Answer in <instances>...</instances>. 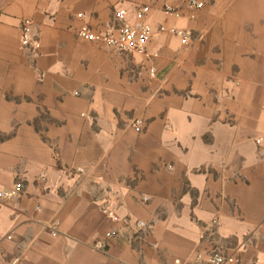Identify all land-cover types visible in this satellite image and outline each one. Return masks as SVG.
<instances>
[{"label":"crops","instance_id":"obj_1","mask_svg":"<svg viewBox=\"0 0 264 264\" xmlns=\"http://www.w3.org/2000/svg\"><path fill=\"white\" fill-rule=\"evenodd\" d=\"M186 1L0 0V264H264V0ZM140 5L150 56L78 34Z\"/></svg>","mask_w":264,"mask_h":264},{"label":"built area","instance_id":"obj_2","mask_svg":"<svg viewBox=\"0 0 264 264\" xmlns=\"http://www.w3.org/2000/svg\"><path fill=\"white\" fill-rule=\"evenodd\" d=\"M203 0H187L186 5L191 9L201 8L204 6ZM164 11L168 15H176L178 10L172 5H165ZM149 12V6L140 5L135 11L136 21L134 23H129L126 21L128 11L126 9H119L116 11V20L120 21L121 24L117 27H111L102 32H93L87 25H82L78 29V34L86 37L91 41H98L106 45L114 47L118 51H137L143 53L147 56H150V53L147 51V42L153 37L156 32L167 31L166 26H160L155 28L150 22L146 21V14ZM79 17H83V13L78 14ZM172 33L182 36V41H188V33L172 27L169 29ZM21 43L25 47H32L34 49L39 48L40 41L34 37L33 33V22L31 19L25 18L21 23ZM157 55V54H155ZM154 69H151V73H154ZM133 126L136 131L142 130V120L135 119ZM260 141V140H259ZM82 171V169H81ZM44 177V175H41ZM24 189V184L22 181H17L14 186L10 189L0 190V199H11L20 194ZM144 200H147V197H144ZM39 208V207H38ZM101 211L108 215L113 221L118 222L120 217L111 211L108 207H102ZM213 226L219 224L217 218L212 221ZM136 225L139 228H145L148 226V223L144 220H137ZM52 229V234H58V228L60 226L59 220H54L49 225ZM117 230H110L106 233L107 239H112L118 235ZM97 248H104V242H97L95 245ZM204 258L202 253H198L196 259L201 261ZM230 260V257L220 251H210L207 254V261L209 264H225ZM172 264H182L179 259H176Z\"/></svg>","mask_w":264,"mask_h":264}]
</instances>
